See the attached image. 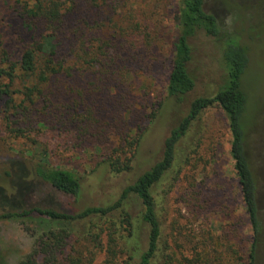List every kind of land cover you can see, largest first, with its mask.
I'll return each instance as SVG.
<instances>
[{"label": "rangeland", "instance_id": "1", "mask_svg": "<svg viewBox=\"0 0 264 264\" xmlns=\"http://www.w3.org/2000/svg\"><path fill=\"white\" fill-rule=\"evenodd\" d=\"M226 2L232 17H226L224 23L232 31L240 30L248 47L242 85L250 102L249 116L255 114L258 124L248 131L247 141L251 151L264 160V0ZM20 3V0H0V50L13 60L31 37L19 16ZM64 4L69 10L75 5L76 11L88 12L82 21V39L91 44L89 49L94 53L89 63L82 55V78L78 81L86 94L82 93L85 95L81 107L82 132L74 126L79 116L69 111L68 120L60 124L55 125L56 120L50 117H45L46 125L38 122L46 109L43 93L29 106L32 108L29 117L9 107L6 97L0 96V188L11 198V205L27 198L17 187L24 180L17 181L12 176L17 172L15 167L21 161L30 169L38 151L46 153L51 164L74 171L79 176L80 188L76 197H67L44 185L37 186L36 179L30 177L28 182L34 184L31 201H40L41 196L50 192L54 197L49 206L55 202L70 210L111 203L127 183L159 159L164 138L185 114L189 102L194 97L212 94L222 79L212 40L197 32L189 40L191 57L187 65L193 88L180 101L163 95L174 35L175 0H64ZM205 7L218 12L220 9L214 0H205ZM66 34L57 43L55 61L68 69L58 72L62 80L73 82L79 71V63L75 62L78 46H73ZM103 58L112 59L111 75L120 86L112 87L109 76L104 75V83L109 87L101 93L98 86L102 79L97 81L95 72L104 68L95 59ZM41 89L46 92V85ZM91 93L93 103L87 100ZM20 97L13 95V103H18ZM102 102L107 104L106 109L100 107ZM96 119L110 125L119 121V126L106 124L101 130ZM11 127L23 133L14 134ZM140 129L138 151L128 171L112 173L105 163H100L113 146H119L120 133L132 137ZM182 143L185 151V146L188 149L194 144V152L178 172H168L153 190L161 233L158 249L149 264H164L168 251L176 259L187 257L192 246L208 251L214 263L242 264L250 229L232 170L228 133L220 109L212 105L205 110ZM140 210L137 199L129 195L121 209L101 218L64 222L36 213L24 220L1 218L0 264H18L32 248L47 252L55 248L57 264H123L107 253L108 245L117 253L126 251L134 257L144 249L146 227L139 219ZM122 211L131 224L130 236H126L125 226L119 222ZM60 229L68 235L53 236ZM228 247L237 250L238 255L226 262L227 257L221 251Z\"/></svg>", "mask_w": 264, "mask_h": 264}, {"label": "trees", "instance_id": "2", "mask_svg": "<svg viewBox=\"0 0 264 264\" xmlns=\"http://www.w3.org/2000/svg\"><path fill=\"white\" fill-rule=\"evenodd\" d=\"M214 1L220 7L219 12L206 8L205 0H175L174 35L164 75L163 95L180 101L183 95L193 88L194 81L188 72L187 65L191 57L189 40L197 32H202L212 40L217 53L218 65L223 74L220 84L212 94L194 97L189 102L185 114L169 129L164 138L159 159L127 183L121 189L117 199L111 203L70 210L63 208L61 204L56 205L55 202L49 206L52 202L51 197H54L50 192L41 196L40 201H31L34 184L28 182L30 177L36 179L37 186L44 185L49 190L67 197H76L80 188L79 176L74 171L51 164L46 153H38V151L34 159L30 158L33 159L30 169L18 161L20 164L15 167L17 172L12 175L14 180H24L19 182L17 187L21 190L22 196L26 195L27 198L20 200L18 204L11 205L9 201L11 198L7 197L5 191L0 188V209L2 210L0 219L24 220L31 217L33 213L43 218L64 222L92 217L101 218L121 209L123 200L132 195L141 206L139 219L146 227L145 247L135 257L133 253L128 255L126 251L117 253L111 245H108L107 253L112 258L119 259L123 264H149L158 249L161 233L158 205L153 195L154 187L168 172H178L179 168L186 163L189 155L194 152L195 146L193 144L188 149L185 146V151L182 145L183 139L189 135L191 127L201 114L212 105H216L225 119L228 153L232 161V170L244 215L250 229V241L245 254V262L243 261L242 264H262L264 260V160L251 151L247 141L248 131L258 124L256 122L258 120L254 118L255 114L249 116L250 102L242 85L248 64V47L245 43L246 39L242 40L241 31H232L224 23L226 17H232L231 8L226 0ZM20 2L19 16L31 37L23 45L15 60L11 59L8 53L0 50V96L6 97L9 107L17 108L18 112H24L22 113L24 117L26 115L29 117L28 112L32 111L29 106H32L35 99L43 93L46 109L42 114L43 118L38 119V122L46 125L45 117H50L56 120L54 124L57 125L67 121L69 112H73L79 116L78 123L74 126L82 132L81 107L86 95L84 90L82 91V83L78 82L82 78V55L87 58L88 63L94 58V53H91L89 49L91 44H86V39H82V21L88 16V12L76 11L75 5H72L69 10L64 6V0H20ZM248 28L252 29L250 25ZM66 33L69 34L70 43L78 46L75 62L79 63V71L76 78H73V82L67 79L62 80L58 72L68 69L62 68L55 61L57 43L60 38L67 36ZM126 57H129L128 52ZM95 60H98L100 68H104V70L100 69L95 72L97 81L102 79V84L98 86L101 87L100 92L104 93V88L109 87L104 83V75L109 76L107 79L112 81V87H119V81L111 75L112 59ZM69 74L71 73H68V76ZM44 85H46V92L41 89ZM15 94L21 96L16 104L13 103ZM91 95L92 93L87 100L93 103ZM100 107L106 109L107 104L102 102ZM158 107L159 105L156 104L155 108ZM89 113L92 114L90 111ZM149 117H152L151 113ZM72 121L73 118L70 123ZM96 121L98 122L97 127L104 130L107 121L101 122L100 119ZM107 126L117 128L119 121H115L113 125L107 124ZM10 131L14 134L23 133L22 130L13 127ZM141 135V129L132 137L126 133H120L119 146H113L100 160V163H105L112 173L128 171L138 151ZM119 222L125 226L126 236H130L129 226L131 224L124 211L120 213ZM67 235V231L60 229L53 236L61 238ZM42 237L43 235L39 236V239ZM110 241L113 242V239ZM50 250L47 252L32 248L18 264H57V257L54 254L56 250L55 248ZM207 253L208 251H200L192 246L187 257L176 259L175 254L168 251L163 263L220 264L214 263L213 257ZM221 253L227 257L226 262L238 255L237 250L231 247L224 248Z\"/></svg>", "mask_w": 264, "mask_h": 264}]
</instances>
